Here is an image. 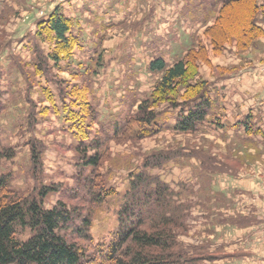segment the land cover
Listing matches in <instances>:
<instances>
[{
  "label": "rangeland",
  "instance_id": "1",
  "mask_svg": "<svg viewBox=\"0 0 264 264\" xmlns=\"http://www.w3.org/2000/svg\"><path fill=\"white\" fill-rule=\"evenodd\" d=\"M256 2L264 14V0ZM55 7L73 21L79 38L56 65L54 43L35 36L38 21ZM207 7L197 0H0V151L13 153L1 161L0 173L10 176L11 188L31 193L37 186L31 147L39 152V182L58 189L44 207L51 209L74 185V132L59 91L84 86L99 114L90 138L104 134L107 140L100 172L109 173L117 193L143 156L179 150L186 156L153 171L172 187L181 183L196 192L186 196L192 203L189 230L179 241L217 257L202 264H264V137L247 135L243 126L250 116L252 131H264V19L256 37L242 30L240 11L224 13L216 33L226 43L214 54L204 31L216 13L208 16ZM191 47L189 79L208 83L213 103L208 121L192 133L167 128L140 140L114 138L115 127H123L159 79L148 72L150 61L162 56L171 64ZM42 62L47 74H36ZM164 110L170 111L167 104L158 108ZM177 112L160 119L173 127ZM98 213L92 234L96 242H108L115 219Z\"/></svg>",
  "mask_w": 264,
  "mask_h": 264
},
{
  "label": "trees",
  "instance_id": "2",
  "mask_svg": "<svg viewBox=\"0 0 264 264\" xmlns=\"http://www.w3.org/2000/svg\"><path fill=\"white\" fill-rule=\"evenodd\" d=\"M197 1L207 2L208 16L213 11L216 13L213 24L204 31L214 54L220 53L226 43L217 35L216 27L224 13L232 9L241 12L244 32L249 31L256 37L261 35L258 24L263 21L264 14L256 0ZM36 27V37L54 43L51 58L55 65L60 59L69 57L79 44V38L73 33V21L58 7L38 21ZM194 48L171 64L162 56L150 61L147 70L160 75L159 79L137 105L136 112L122 121L123 127H115L114 138L120 135L123 139L140 140L167 128L182 134L201 129L213 114V103L208 83L189 79V57ZM196 48L203 49L200 41ZM40 56V60L46 62ZM43 63L35 67L36 74H47ZM59 93L69 128L74 132V151L78 158L74 185L61 193L60 200L51 209L44 207L47 197L58 193V189L39 182L36 176L39 152L34 147H31L30 173L32 177L35 174L37 186L31 193L12 189L10 176L0 173V264H202L204 260L216 259L215 255L202 254L201 248L185 247L179 241L189 230L192 203L186 196H197L196 192L181 183L172 187L159 174L153 173L177 160L178 156L186 155L179 150H168L143 156L130 173L125 190L119 194L108 183L109 173L100 172L106 154V137L101 134L90 138L99 114L88 102L89 89L75 86L72 91L60 89ZM46 98L53 103L51 95ZM67 98L70 101L66 105ZM163 104H167L170 111H158ZM175 110H178L175 124L169 127L167 119L160 117L173 115ZM243 126L247 135L256 133L264 137V131H252L250 116L244 119ZM12 156L11 150L0 151V163ZM100 210L112 214L115 219L108 242L101 239L96 242L92 234ZM25 232L28 233L26 238L21 239L20 235Z\"/></svg>",
  "mask_w": 264,
  "mask_h": 264
}]
</instances>
